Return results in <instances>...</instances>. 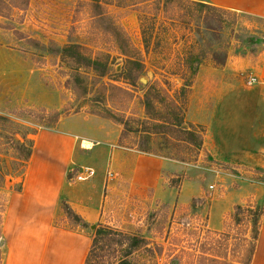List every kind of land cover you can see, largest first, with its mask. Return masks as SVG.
Returning <instances> with one entry per match:
<instances>
[{"label":"rangeland","instance_id":"rangeland-1","mask_svg":"<svg viewBox=\"0 0 264 264\" xmlns=\"http://www.w3.org/2000/svg\"><path fill=\"white\" fill-rule=\"evenodd\" d=\"M95 4L101 7L103 22L92 17L97 13ZM198 4L191 0H0V179L5 177L0 186V226L7 193L20 185L23 161L32 146L30 135L50 129L61 132L60 119L76 118L75 129L94 141L77 139L79 147L71 165L77 170L69 179L75 198L97 201L110 192L107 187L118 177L109 163L113 149L109 137L119 132L115 148L147 151L184 168L165 171L172 189L164 188L153 199L149 194L129 197L118 188L112 193L109 214L94 229L87 225L83 232L91 242L99 227L142 236L149 249L140 247L124 257L126 244L101 251L105 245L98 241L97 256L102 260L94 258L95 264L247 261L252 215L246 220L243 216L249 215L250 207L254 216L258 211L255 203L261 204L264 198V171L236 170L213 161L202 149V124L213 100L208 72L223 67L228 58L256 57L263 48L264 20L206 10ZM110 23L121 27L140 53L144 75L137 80L134 66L117 54L107 29ZM69 44L87 52L98 71L106 65V75L101 79L91 69L78 68L89 60L78 59L73 52L65 59L50 53L55 46ZM44 164L42 158L35 159L32 182L43 181ZM85 170L91 177L78 181L76 177ZM11 179L14 182L7 183ZM187 181L197 182L205 195L183 205L176 192ZM247 186H255V193L261 188L263 193L255 202L240 205L247 208L239 216L244 221L234 224V207L221 222L228 195ZM59 204L56 224L82 229L65 215L64 198ZM8 256L0 231V264H6Z\"/></svg>","mask_w":264,"mask_h":264},{"label":"crops","instance_id":"crops-1","mask_svg":"<svg viewBox=\"0 0 264 264\" xmlns=\"http://www.w3.org/2000/svg\"><path fill=\"white\" fill-rule=\"evenodd\" d=\"M191 1L264 20V0ZM208 75L213 86V100L202 124L203 151L213 161L233 166L236 170L258 168L264 171V43L256 57L228 58L223 67L212 68ZM247 77H254L257 82L247 84ZM63 119L57 122L64 126L61 132L50 129L30 135L32 151L20 177V185L17 190L7 193L0 226L5 249L9 252L6 264H84L91 239L83 228L68 229L56 224L61 198L91 229L105 218L106 212L109 214L107 202L112 193L116 194L117 188L123 189L129 197L149 194L155 198L164 188L165 191L172 189L169 180L164 178L165 171L184 170L169 159L140 153L134 148H121L120 144L115 148L114 144H118L116 142L122 135L119 132L120 135L112 134L109 137L113 147L109 153V163L115 177H118L107 187L110 192L105 196L101 194L97 201L84 196L75 198L74 190L69 188L68 174L77 170L71 167L72 157L79 147L77 139L86 143L94 140L89 141L90 138L84 137L89 136L88 133L75 129L74 124L78 119ZM37 157L45 161L41 168L43 181L40 183L32 182V169ZM13 182L7 181L9 184ZM260 189L257 188L255 193V186H247L245 190L239 188L237 192L230 193L229 205L225 206L221 222L235 206L247 200L255 202L263 193ZM176 194L178 201L187 205L194 198L204 197L205 190L197 182L187 181ZM76 199L79 201L76 202ZM221 228L211 229L220 231ZM34 252L35 256L32 254ZM250 264H264V212Z\"/></svg>","mask_w":264,"mask_h":264},{"label":"trees","instance_id":"trees-1","mask_svg":"<svg viewBox=\"0 0 264 264\" xmlns=\"http://www.w3.org/2000/svg\"><path fill=\"white\" fill-rule=\"evenodd\" d=\"M3 1V0H1ZM24 1H28V0H24ZM14 8L18 9V6H16V4ZM96 8H97V13L93 14L92 17L96 18L99 20V22H103L104 19L102 14L99 13V10L101 9V7L98 4H95ZM200 7H203L206 10H213V11H223L221 9L206 5V4H202L199 3L198 4ZM101 19V20H100ZM107 29L109 30V34L112 38V41L115 44V49L117 51V54L119 56H122L124 58H126V63L132 65V67L134 68L133 71L136 72L134 78L137 80L140 76L144 75V69H143V65L141 63V60L139 59L140 57V53L133 47V44L131 43V40L127 37L126 33L121 29V27L116 26L113 23H110L109 26L107 27ZM54 51H51V54H55L58 55L62 58L65 59V57H67L69 55L70 52H73L74 54L77 55L78 59H83V60H89V62L87 64H84L83 66H78V68H82V69H91L93 72L96 73V75L98 77H100L102 79V77H104L105 71L107 70V66L105 65L104 67H101V72L98 71L96 68H94L95 64L93 63V60H91L90 58H88L87 56H89L86 53H84L83 50L80 49V47L78 45H67L64 47H58L55 46ZM79 63V62H78ZM222 64V63H221ZM81 65V64H78ZM195 72V71H193ZM191 85V81L189 83L185 82V87L190 86ZM121 123V122H119ZM179 124H181V120L179 123L175 124V127H178ZM21 141H23V138L20 137ZM27 140V139H26ZM31 151H32V146L29 148V152L27 153L26 158L24 159V165L23 168L25 170L26 164L29 160V157L31 155ZM140 153H144L147 155H154L157 156L156 154H152L149 153L147 151H142V150H137ZM23 170V172H24ZM76 170H74V172L69 173L68 174V179H70ZM2 179V180H1ZM0 179V184L1 181L3 182L5 177L2 176V178ZM259 203H255L256 209H258L257 213L255 212V216L254 214L250 213L251 208L249 209H243L240 206H235L234 211L231 214V218L234 222V224H241L244 220H246V218L248 216L252 215V230H251V236H250V246H249V252H248V256H247V261L243 264H250L251 262V258L253 255V251L255 248V244L258 238V233H259V227H260V222H261V218L264 212V198L261 200ZM254 208V207H253ZM248 211L249 215H244L243 219L240 218L239 216L241 215L242 211ZM63 211L65 213V215L67 216L68 219L72 220L73 222H75L77 224V226L81 227V228H85L87 227L86 224H84L82 222V220L67 206V205H63ZM118 235V236H116ZM115 237H119L118 240H116ZM98 241H102V243L105 245V247L100 248V250H104L105 248L112 250L114 246H121L122 244H126L127 245V251L125 253H123V256L127 257V256H131L135 251H137L138 249H140V247H142L143 249H149V243L146 239H144L142 236H138V235H123V234H115L114 231H112L111 229H107V228H96L94 231V236L87 254V257L85 259V263L84 264H95L94 260L95 259H101L99 256H97V252L99 250H96L97 244L99 243ZM100 251V252H101ZM95 258V259H94ZM102 260V259H101ZM102 264H106V263H102ZM242 264V263H240Z\"/></svg>","mask_w":264,"mask_h":264},{"label":"built area","instance_id":"built-area-1","mask_svg":"<svg viewBox=\"0 0 264 264\" xmlns=\"http://www.w3.org/2000/svg\"><path fill=\"white\" fill-rule=\"evenodd\" d=\"M248 82H249V84H254V83L257 82V80H256L254 77H248ZM91 175H92V174L89 173L88 170H85V172L80 173V174L76 177V179H77L78 181L86 180V179L90 178ZM209 190H214V186H210V187H209Z\"/></svg>","mask_w":264,"mask_h":264},{"label":"water","instance_id":"water-1","mask_svg":"<svg viewBox=\"0 0 264 264\" xmlns=\"http://www.w3.org/2000/svg\"><path fill=\"white\" fill-rule=\"evenodd\" d=\"M141 82H145V81L143 79H141ZM91 229H94V226H92Z\"/></svg>","mask_w":264,"mask_h":264}]
</instances>
